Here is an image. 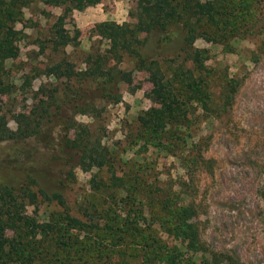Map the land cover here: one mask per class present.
I'll return each instance as SVG.
<instances>
[{"label":"trees","instance_id":"16d2710c","mask_svg":"<svg viewBox=\"0 0 264 264\" xmlns=\"http://www.w3.org/2000/svg\"><path fill=\"white\" fill-rule=\"evenodd\" d=\"M41 1L62 8L49 39L51 51L61 56L43 71L56 82L41 85L28 109L10 112L15 129L9 126L7 113H0V141L36 138L59 127L62 148L76 155L71 168L96 169L90 181L98 196L81 207L77 216L61 192H48L32 176L19 186L0 184V264H242L205 246L194 219L196 207L172 183L158 178L151 160L125 161L100 139L92 143L87 136L72 142L69 132L78 123L74 115L64 114V107L95 118L100 112L95 103L98 98L121 102L120 84L130 85L133 71L119 64L126 57L133 58L136 67L151 75L154 86L147 96L155 106L137 115L127 142L131 147L151 145L176 156L188 171L196 156H201L192 129L197 111L210 115L215 108L214 79L205 64L209 50L196 47L195 39L201 33L229 50L235 39L264 35V0H211L208 6L203 0H141L129 12L133 21L94 23L89 33L97 42L86 53L83 69H76L65 51L68 45H79L81 31L76 28L71 34L63 20L74 10L103 0H0V103L15 88L6 62L19 55L22 32L16 23L25 8ZM170 25L182 29L183 46L176 56L165 59L162 69L160 60L145 57L140 48L145 36L155 29L166 31ZM40 47L43 51L44 46ZM160 69L161 76L157 74ZM22 85H31L28 74ZM237 85L236 80L223 77L218 97L228 102ZM92 87L94 96L90 97ZM103 170L105 177L100 175ZM68 174L74 176L72 170ZM39 202L57 209L38 220L26 208Z\"/></svg>","mask_w":264,"mask_h":264},{"label":"rangeland","instance_id":"374dc122","mask_svg":"<svg viewBox=\"0 0 264 264\" xmlns=\"http://www.w3.org/2000/svg\"><path fill=\"white\" fill-rule=\"evenodd\" d=\"M103 1V5L73 12L63 20L71 34L76 28L81 31L79 45L65 47L76 69L84 68L83 59L92 42H97L89 33L94 23L88 26L86 23L99 19L90 17L101 13V9L112 10L109 0ZM139 1L119 0L125 21L134 20L129 12ZM203 2L208 6L211 0ZM61 14V7L41 1L25 8L22 19L16 23V28L22 32L17 43L19 55L6 62L15 88L11 94L4 95L0 103V113H7L12 129L16 128V123L10 118V112L28 109L41 85L56 82L43 71L47 64L61 56L60 52L51 51L49 41L52 24ZM145 37L141 53L149 59L160 60L162 69L165 59L176 56L183 46V31L179 25H170L166 31L155 29ZM40 45L44 46L43 51ZM105 45L103 41L102 47ZM194 45L209 50L205 64L214 79L215 108L210 115L197 111L199 117L192 129L193 140L198 143L195 148L201 156H196V162L188 171L176 156L151 145L129 146L130 125L142 110L155 106L147 96L154 86L151 75L136 67L131 57L119 64L120 68L133 71V82L120 84L121 102L110 103L98 98L95 103L100 112L95 118L90 114H73L71 107H64V114L74 115L78 123L70 130L69 137L72 142L85 136L92 143L100 139L103 146L125 161L151 160L158 178L172 183L196 207L194 219L201 240L209 250L228 255L242 264H264V35L235 39L228 50L200 33ZM161 72L160 69L157 74L161 76ZM26 74L30 76V86L22 85ZM225 76L238 83L233 98L226 103L218 97L219 85ZM88 95L94 96L93 87ZM59 129L55 127L23 141H0V184L19 186L32 176L38 186L48 192H61L70 212L79 216L80 208L98 196L90 181L96 169L71 168L76 155L62 148ZM70 170L73 177L68 174ZM100 175L105 177L106 171H101ZM56 209V205L44 202L26 208L27 213L38 220L46 219L48 213Z\"/></svg>","mask_w":264,"mask_h":264},{"label":"crops","instance_id":"0c3cea01","mask_svg":"<svg viewBox=\"0 0 264 264\" xmlns=\"http://www.w3.org/2000/svg\"><path fill=\"white\" fill-rule=\"evenodd\" d=\"M108 2H110L112 10L101 9V13H98L97 15H92L90 17V18L98 17L99 19H92V20L88 21L86 23V26L93 24L95 22H100V21H105V20H113V21H116L118 23H122L123 21H125V19H126V17H124L125 13H124L123 9H122V11H120L121 3L119 2V0H109ZM103 4H105L104 1L98 5H103ZM76 11H79V10H74L73 12H76ZM78 27L82 30L81 25H78Z\"/></svg>","mask_w":264,"mask_h":264}]
</instances>
